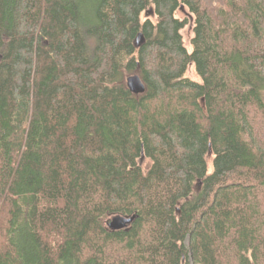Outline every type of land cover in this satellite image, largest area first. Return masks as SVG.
I'll use <instances>...</instances> for the list:
<instances>
[{
	"label": "trees",
	"instance_id": "obj_1",
	"mask_svg": "<svg viewBox=\"0 0 264 264\" xmlns=\"http://www.w3.org/2000/svg\"><path fill=\"white\" fill-rule=\"evenodd\" d=\"M0 264H264V0H0Z\"/></svg>",
	"mask_w": 264,
	"mask_h": 264
},
{
	"label": "water",
	"instance_id": "obj_2",
	"mask_svg": "<svg viewBox=\"0 0 264 264\" xmlns=\"http://www.w3.org/2000/svg\"><path fill=\"white\" fill-rule=\"evenodd\" d=\"M143 41V36L140 34L136 40V45H140ZM129 89L135 94H141L145 91V86L138 75H131L127 78ZM135 220V216L127 217L123 215L113 216L108 222L111 230L126 229Z\"/></svg>",
	"mask_w": 264,
	"mask_h": 264
},
{
	"label": "rangeland",
	"instance_id": "obj_3",
	"mask_svg": "<svg viewBox=\"0 0 264 264\" xmlns=\"http://www.w3.org/2000/svg\"><path fill=\"white\" fill-rule=\"evenodd\" d=\"M144 17L145 18H150L152 20H155L156 19V17L153 14V11L152 10H150L148 13H146ZM178 17H180V18L187 17L188 19H190L191 15L189 14V12H188L187 9H183V10H180L178 12ZM192 29L193 28H192L191 21H190V24L182 31L184 43H185V45L187 46L188 49H190V47H191L190 46V41H191V38L193 36ZM188 74L193 79H197L196 73H195L194 68L192 66L189 68V73ZM142 165H143V167L145 169H147V167H149L150 163H149V161H147V160L144 159ZM109 219H112V217H110Z\"/></svg>",
	"mask_w": 264,
	"mask_h": 264
}]
</instances>
